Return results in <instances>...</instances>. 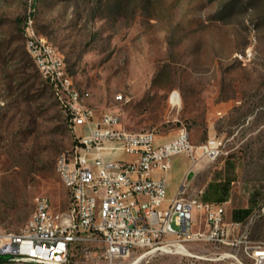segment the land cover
Segmentation results:
<instances>
[{"label":"rangeland","instance_id":"obj_1","mask_svg":"<svg viewBox=\"0 0 264 264\" xmlns=\"http://www.w3.org/2000/svg\"><path fill=\"white\" fill-rule=\"evenodd\" d=\"M29 16L99 116L115 111L126 129L160 135L186 127L195 145L216 134L220 154L198 183L230 175L235 199L264 188V0H0V232L24 231L39 195L67 209L56 161L84 131L27 49ZM255 224L252 237L264 238ZM188 248L194 255L147 248L112 264H255L239 247ZM104 249L76 244L69 264H110ZM11 255L0 264H39Z\"/></svg>","mask_w":264,"mask_h":264},{"label":"built area","instance_id":"obj_2","mask_svg":"<svg viewBox=\"0 0 264 264\" xmlns=\"http://www.w3.org/2000/svg\"><path fill=\"white\" fill-rule=\"evenodd\" d=\"M26 46L71 125L84 131L72 152H62L56 161L68 193L67 209L56 210L47 196H37L24 231L0 232V254L39 264H69L74 245L98 241L112 264L147 248L194 255L188 246L203 243L243 248L255 264H264V240L250 239L249 230L230 237L224 204L203 200L202 190L188 195L186 186L169 198L166 178L155 176L168 172L180 154L191 158L192 168L203 159H215L223 144L220 137L214 134L195 145L188 129L181 127L161 141L156 129H126L118 112L98 116L88 103L91 93L77 86L64 55L37 33L31 16L26 19Z\"/></svg>","mask_w":264,"mask_h":264},{"label":"crops","instance_id":"obj_3","mask_svg":"<svg viewBox=\"0 0 264 264\" xmlns=\"http://www.w3.org/2000/svg\"><path fill=\"white\" fill-rule=\"evenodd\" d=\"M159 136L161 141L172 137L160 134ZM180 155L184 157L182 162L177 161L176 157L179 156L177 155L173 158L172 167L168 172L164 174L157 172L155 174L156 177L164 176L166 178L169 198H174L183 186H186L188 195H195L202 190L203 200L225 205V221L229 224L230 237L240 236L243 232L249 230L250 239L264 240V238L254 239L252 237L253 228L259 226V224L255 223L257 221H264V188L260 190L256 188L246 190L241 198L235 199V188L231 187L235 180L231 181L232 176L230 175H225L222 178H209L203 185L198 183L199 172L213 159H203L192 168L193 163L191 158L187 154ZM120 157L124 159L131 158L130 155L126 154H120ZM237 223L240 226L234 228L233 225ZM229 246L221 245L223 249Z\"/></svg>","mask_w":264,"mask_h":264},{"label":"trees","instance_id":"obj_4","mask_svg":"<svg viewBox=\"0 0 264 264\" xmlns=\"http://www.w3.org/2000/svg\"><path fill=\"white\" fill-rule=\"evenodd\" d=\"M7 260H8V258H4V257L0 256V262H4V261H7Z\"/></svg>","mask_w":264,"mask_h":264},{"label":"bare ground","instance_id":"obj_5","mask_svg":"<svg viewBox=\"0 0 264 264\" xmlns=\"http://www.w3.org/2000/svg\"><path fill=\"white\" fill-rule=\"evenodd\" d=\"M172 99H173L174 102H177V101H178V98H177L176 95H173V98H172ZM189 255H190V254H189Z\"/></svg>","mask_w":264,"mask_h":264}]
</instances>
